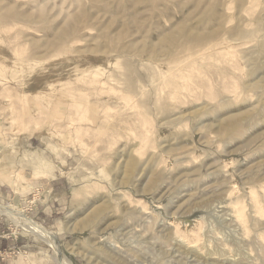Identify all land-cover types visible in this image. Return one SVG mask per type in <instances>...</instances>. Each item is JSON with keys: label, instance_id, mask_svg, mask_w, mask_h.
<instances>
[{"label": "rangeland", "instance_id": "1", "mask_svg": "<svg viewBox=\"0 0 264 264\" xmlns=\"http://www.w3.org/2000/svg\"><path fill=\"white\" fill-rule=\"evenodd\" d=\"M4 243L264 264V0H0Z\"/></svg>", "mask_w": 264, "mask_h": 264}, {"label": "crops", "instance_id": "2", "mask_svg": "<svg viewBox=\"0 0 264 264\" xmlns=\"http://www.w3.org/2000/svg\"><path fill=\"white\" fill-rule=\"evenodd\" d=\"M4 246H5V243H4V245H2V248L0 247V252H1V251H5Z\"/></svg>", "mask_w": 264, "mask_h": 264}, {"label": "bare ground", "instance_id": "3", "mask_svg": "<svg viewBox=\"0 0 264 264\" xmlns=\"http://www.w3.org/2000/svg\"><path fill=\"white\" fill-rule=\"evenodd\" d=\"M181 225V224H180ZM173 226V225H172ZM34 228V227H33Z\"/></svg>", "mask_w": 264, "mask_h": 264}]
</instances>
